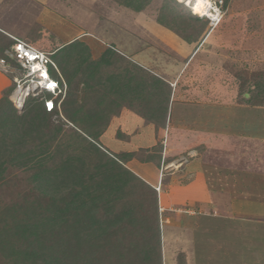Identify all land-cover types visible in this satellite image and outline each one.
Wrapping results in <instances>:
<instances>
[{
	"label": "rangeland",
	"instance_id": "rangeland-1",
	"mask_svg": "<svg viewBox=\"0 0 264 264\" xmlns=\"http://www.w3.org/2000/svg\"><path fill=\"white\" fill-rule=\"evenodd\" d=\"M190 2L151 0L136 12L122 0H0V56L12 49L15 39L50 55L78 40L89 48L92 61L114 47L168 81L172 95L165 128L156 127L153 142L134 140L126 151L139 159L163 151L160 166L146 175L159 180L163 264H184L187 255V264H264V93L254 87L264 84V0H224L222 5L210 0L218 3L221 20L209 27L210 20L192 11ZM160 18L179 24L172 22L174 30L165 28ZM186 22L192 23L188 32L178 28ZM203 28L193 43L175 31L190 34ZM12 76L13 71L0 67V105L9 100ZM77 82L74 99L92 106L94 94ZM252 91L261 92L257 101L251 99ZM246 92L249 97H244ZM107 100L120 102L110 95ZM123 107L127 104L121 105V112ZM52 120L64 121L60 116ZM143 127L126 119L114 126L117 135L108 137L130 143L137 136L146 138ZM194 150L208 190L203 181L183 177L190 161L184 157ZM31 174L24 167L9 166L7 180L0 185V213L16 205L21 208L17 216L24 217L22 208L38 197ZM173 182L176 188L189 185L185 194L195 198L181 202L174 197L177 205L171 206L165 192ZM241 245L250 248L245 258L243 249L238 251ZM0 264L13 261L0 253Z\"/></svg>",
	"mask_w": 264,
	"mask_h": 264
},
{
	"label": "trees",
	"instance_id": "trees-1",
	"mask_svg": "<svg viewBox=\"0 0 264 264\" xmlns=\"http://www.w3.org/2000/svg\"><path fill=\"white\" fill-rule=\"evenodd\" d=\"M150 1L122 0V5L141 12ZM159 21L173 30L172 22L179 24ZM206 24L212 26L211 21ZM191 25L178 28L188 32ZM202 30L175 31L193 43ZM52 59L67 84L60 106L63 123L53 122L59 111L47 112L43 100L29 98L21 113L8 98L0 105V185L15 165L32 172L38 192L22 208L24 217L17 216L21 208L16 205L0 213V253L13 264H163L158 192L126 166L134 159L160 166L163 151L145 159L134 152L116 154L102 145L100 136L126 104L155 127L165 128L170 84L114 47L92 61L86 44L76 40L55 50ZM76 79L77 86L94 94L92 106L74 99ZM14 87L12 81L10 95ZM254 87L264 93V84ZM252 93L256 101L261 96L260 91ZM108 95L120 102L108 101Z\"/></svg>",
	"mask_w": 264,
	"mask_h": 264
},
{
	"label": "built area",
	"instance_id": "built-area-1",
	"mask_svg": "<svg viewBox=\"0 0 264 264\" xmlns=\"http://www.w3.org/2000/svg\"><path fill=\"white\" fill-rule=\"evenodd\" d=\"M223 1L220 0L219 4ZM207 2L210 13L201 16L217 25L221 20L219 5L216 2L211 3L210 0ZM15 42L12 49L7 50L0 59V67L4 71H13L15 87L10 101L14 108L21 113L29 98L39 99L44 101L47 112L59 111V115L54 118H63L60 106L66 96L67 85L52 55L38 51L21 40L15 39Z\"/></svg>",
	"mask_w": 264,
	"mask_h": 264
},
{
	"label": "crops",
	"instance_id": "crops-1",
	"mask_svg": "<svg viewBox=\"0 0 264 264\" xmlns=\"http://www.w3.org/2000/svg\"><path fill=\"white\" fill-rule=\"evenodd\" d=\"M123 55V54H122ZM135 62V61H134ZM137 63V62H135ZM139 64V63H137ZM140 65V64H139ZM142 66V65H141ZM143 68H145L144 66H142ZM146 69V68H145ZM148 70V69H146ZM149 71V70H148ZM151 73H153L154 75H156L157 77L161 78L156 72H153V71H149ZM163 79L165 82H167L168 84H170L168 81H166L164 78H161ZM171 86V85H170ZM111 96V95H110ZM113 99L115 100L116 98L113 97ZM109 106H112V104H109ZM110 108H114V107H110ZM124 109H122V112H121V109H120V112L117 114V115H112L111 118H110V121H109V126L108 128L106 129V131L100 136V142L102 143L103 146L106 147V149L110 150L111 152L113 153H122V152H126V151H130V149H132L133 147V144H134V140L135 142L139 143V144H142V143H146L145 141L147 142H153V137H154V130L156 129L155 125L151 122H148L147 120H145L142 116H140L139 114H137L136 112L132 111V110H128L127 107H123ZM126 119H128L130 122H132L134 125H142L144 126L143 130H144V133L146 134V136L144 135V133L142 134L143 136H145L146 138L144 137H139L137 136L136 138H132L130 143H126V142H123L122 140H120L119 138L115 137L114 138H109L108 136H111L112 134H115V136L117 135L115 132H114V126L116 124H118V122H122V121H125ZM122 120V121H120ZM126 124V123H125ZM124 128L125 129H128L126 128V126L124 125ZM128 135V134H126ZM152 135V137H151ZM131 147V148H129ZM112 148V149H111ZM137 151V150H135ZM132 152V150H131ZM192 153H195V154H192ZM167 154V152L165 153V155ZM190 154V155H189ZM197 157L199 158V153L198 151H190L188 153V157H184V159L186 160H190L188 165L187 166H184V171L182 173H184L183 177L184 178H188V179H191L193 180V178H195V180H199L200 182L203 181L204 185H205V188L208 190L210 189V187L208 186L207 184V181L205 179V169L203 167V164L200 163V165L198 166V163H196V161H198ZM187 162V161H186ZM172 165V164H171ZM153 164L151 163H140L138 162L137 160H132L128 163V169L130 171H132L134 174H136L138 177H140L142 180H144L147 184H149L151 187L155 188L157 187V184H158V178L157 180L155 181H151L149 180V178L146 176L147 174H149L150 170H153ZM198 166V167H197ZM183 167V166H182ZM186 167V168H185ZM193 169L197 170L198 171H194ZM158 171V170H157ZM173 176H175V174L173 173ZM173 178L169 181H172ZM194 181V183L196 182ZM169 184V183H168ZM176 184H171L169 185V189H167V191L165 192L166 194V197L170 200V204L171 206H174V204L177 205L176 203V199L174 197H176L177 199L180 198L179 201H183L186 200L185 197H187L188 199L190 198H195L192 194L191 197H188V194L186 195V191H188L191 187L188 185L186 187H181L179 186L178 188H176ZM174 188H176L174 190ZM178 189V191H176ZM188 189V190H186ZM207 192V191H206ZM161 197V195H160ZM197 197V196H196ZM161 202H162V198H160ZM179 203V202H178ZM168 206V205H167ZM170 206V207H171ZM216 218V217H215ZM224 219V217H223ZM221 219V220H223ZM199 232V231H198ZM212 233H216V231H213L211 232ZM198 238V237H197ZM202 240V239H201ZM197 241V240H196ZM198 242V241H197ZM195 244V243H194ZM196 246V245H195ZM194 246V247H195ZM243 249V253H241L242 257L245 258V255L250 252V248H248V246H242L241 245V249L239 248L238 251H241ZM186 255V254H185ZM200 259V258H199ZM202 259V257H201ZM187 261L190 262L188 260V255L186 257V263L184 264H187ZM203 261V260H202ZM201 261V262H202ZM249 262V261H248ZM189 264V263H188ZM242 264H245L244 261L242 262Z\"/></svg>",
	"mask_w": 264,
	"mask_h": 264
},
{
	"label": "bare ground",
	"instance_id": "bare-ground-1",
	"mask_svg": "<svg viewBox=\"0 0 264 264\" xmlns=\"http://www.w3.org/2000/svg\"><path fill=\"white\" fill-rule=\"evenodd\" d=\"M190 6H192V10L200 16L205 13H210L207 0H191Z\"/></svg>",
	"mask_w": 264,
	"mask_h": 264
},
{
	"label": "clouds",
	"instance_id": "clouds-1",
	"mask_svg": "<svg viewBox=\"0 0 264 264\" xmlns=\"http://www.w3.org/2000/svg\"><path fill=\"white\" fill-rule=\"evenodd\" d=\"M193 11V10H192ZM15 41V40H14ZM22 42H24V41H22ZM24 43H26V42H24ZM15 44V43H14ZM13 44V45H14ZM28 44V43H27ZM29 45V44H28ZM31 46V45H30ZM37 50V49H36ZM62 75V74H61ZM63 77V76H62ZM66 82V81H65ZM67 85V84H66ZM12 94V93H11ZM11 96V95H10ZM9 100H10V98H9ZM11 102V101H10ZM156 190H157V188H156ZM159 192V191H158Z\"/></svg>",
	"mask_w": 264,
	"mask_h": 264
},
{
	"label": "snow or ice",
	"instance_id": "snow-or-ice-1",
	"mask_svg": "<svg viewBox=\"0 0 264 264\" xmlns=\"http://www.w3.org/2000/svg\"><path fill=\"white\" fill-rule=\"evenodd\" d=\"M49 107H51V105H49Z\"/></svg>",
	"mask_w": 264,
	"mask_h": 264
}]
</instances>
